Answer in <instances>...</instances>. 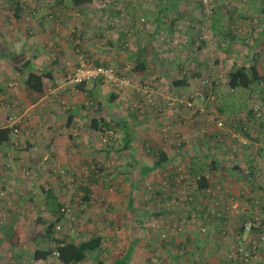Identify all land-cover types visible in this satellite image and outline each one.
Returning <instances> with one entry per match:
<instances>
[{
    "label": "crops",
    "instance_id": "crops-1",
    "mask_svg": "<svg viewBox=\"0 0 264 264\" xmlns=\"http://www.w3.org/2000/svg\"><path fill=\"white\" fill-rule=\"evenodd\" d=\"M46 1L50 4L49 0ZM119 1L91 0L81 5L80 9L74 7L81 16H90L88 28L83 27L82 17L78 18L77 28L73 27L80 32V38L68 33V30L60 38V34L52 32L53 26L45 16L31 18L28 23L31 33L25 24L30 16L21 12L16 17L12 10H9L11 15L6 16L11 24L4 32L0 30V44L4 45V50L0 51V124H7L12 115L18 114L21 123L18 145H0V182H8L16 196L19 188L27 194L25 208L20 209L16 203L15 211L33 217L36 209L35 215L40 211L41 216L49 218L51 212L46 203L52 198L47 199L44 192L34 194L33 189L34 183L40 184L47 177L46 167L59 164L77 167L81 162L97 161L102 166L101 174L85 177L79 182L83 184L81 188H88V198L77 197L75 200L74 195L65 194L57 185L51 187L56 202L67 207L66 212H61V228L56 237L80 240L98 231L111 242V246L119 247L123 252L129 250L127 264H145L142 255H148L150 250L161 252L170 263L174 260L179 264H264V240H257L259 233L238 232L243 216L254 213L264 216V51L259 46L264 45V0H231L227 12L214 10L202 19L197 1L157 0L148 6L139 1L133 2L132 6H128L129 3L125 5V1L121 6ZM65 3L66 0H53L52 5L57 7L53 12L58 14L63 11L64 14V11H69L64 8L67 7ZM112 3L117 6H111ZM60 4L63 10L58 7ZM41 5L38 11L48 7L44 2ZM124 8L143 14L152 24L151 29L145 32L133 29L132 39L138 42L128 49L119 44L120 38H123L120 31L115 38L118 45L115 44L113 34H107L102 20L106 16L103 15L105 11L123 12L124 15ZM183 17L193 26L205 21L211 34L223 37L225 46L230 42L224 50H211L214 69L233 67L232 57L238 53L231 51L230 46L239 40L241 45L237 50L241 48V61L234 65L253 63L262 76L258 84L250 90L239 91L238 98L230 100L231 104L247 103V106L243 105L244 112L240 109L230 112L225 107L222 113L214 116L224 122L222 137L217 141L213 138L216 129L208 119L200 121L207 131L201 138L193 135L195 131L191 126L194 123L189 122L191 117L187 126L170 120L172 110L167 107L165 97L169 94L180 96L186 93L183 90L198 85L197 80L206 76L204 67H209L202 63L203 59H208L207 53H204L205 44L201 43L203 41L195 48L185 44V48L176 53L171 49V58L164 59L159 47L162 40H171L174 35L180 34L185 35L181 37L182 41L189 38V27L180 26ZM195 37L196 34L193 39ZM245 37L248 41H244ZM177 42L183 44L179 39ZM75 44L80 49L76 46L72 50ZM196 48L197 56H190L194 55L190 51ZM136 52H142L143 73L132 71ZM13 53H21V61L10 59ZM78 53L89 64L113 63L116 69L130 74L135 81L152 77L153 81H149L158 84L166 93L159 99L160 111L152 112L140 106L132 112L127 105L135 98L129 93L130 88L113 91L116 96L110 100V86L100 81L83 83L82 86L64 85V89L56 94H45L47 87L55 90V87L63 85L64 75L77 63ZM22 61L26 64L23 65ZM225 62L229 65H224ZM26 70L49 72L50 77L42 75L43 87L40 91L26 86ZM179 79H185V84L175 85L173 80ZM87 98L93 105L85 104ZM227 101L224 99L218 104L227 106ZM253 106L258 107V117L253 115ZM92 117H101L116 124V130L107 143L101 144L94 138L96 129L89 126ZM163 121L169 123L166 125L167 134L159 132L158 127ZM176 132L185 137L180 145L173 144ZM154 148L162 150L166 160L152 167L153 157L149 153ZM5 160L13 161L12 170L5 167ZM21 166L31 169L23 174ZM192 166L203 168L201 173L206 187L196 186L189 172ZM51 181L56 182L54 179ZM161 183L167 184L165 190ZM150 188H153L152 192ZM160 188L162 193L158 190ZM74 205L76 207L71 208ZM186 212L195 213L197 221L191 223L189 219L184 233L166 240H160L157 230L148 223L153 216L160 220L166 214L179 216ZM213 214L219 217L215 218ZM69 218L72 219L69 221ZM17 222L21 224L22 217H18ZM68 222L72 225L69 226ZM172 223H161L158 230L164 231ZM48 242L43 239L39 245H47ZM249 242L257 247L246 259L240 254H234L232 258L224 256L238 246L248 247ZM54 243L51 241V244ZM179 247L185 248V251L180 253ZM6 249V257L12 264H64L53 253L44 259H34L31 251L24 246L7 245ZM91 251L86 252L77 263L69 264H115L113 253L109 250L101 247L95 249V254Z\"/></svg>",
    "mask_w": 264,
    "mask_h": 264
},
{
    "label": "rangeland",
    "instance_id": "rangeland-1",
    "mask_svg": "<svg viewBox=\"0 0 264 264\" xmlns=\"http://www.w3.org/2000/svg\"><path fill=\"white\" fill-rule=\"evenodd\" d=\"M17 1H18L19 5L21 4V7H22L21 12H23L22 14L24 15V13H25L26 16H30V19L29 20L26 19V21H25V24L27 26H29L28 23H29V21L31 20L32 17L45 16L47 19L49 18L48 22H50L52 24V26H53L52 32H54L56 34H60V38L61 37L63 38L66 35L65 32L67 30H68V33L70 32L72 35L74 34L75 37H79L80 36V32L79 31L73 30V27L74 26L76 27L78 18H80V17L83 18V19H81V22H83V24H82L83 27L88 28V24L90 22L89 21L90 20V16L83 17V16H81V14L78 11L76 12V9H74V7H72V8L69 7L67 5V3L69 4V0H66V3H65L67 5V7L64 6V8L68 9L69 11H66V12L64 11V14H63V11H61L62 13L60 12L58 14H56V12H53V11L57 10V7H54L52 5L53 0H49L50 4L46 0H17ZM108 1L113 2V1H116V0H108ZM125 1L127 2V3H125V5H127L129 3L128 6H132V4H134L133 2H136V1H139L140 4H142L143 6H148V4H152L153 2H157V0H120L119 3H121V6H122V3L125 2ZM180 1H182V0H180ZM192 1H194V2L197 1L198 5H199V8H198L199 9V14H200V17L202 19L203 18L202 16L209 15L214 10L218 11L219 13H220V11L227 12L228 8H230L229 7V2L231 0H209V2L212 4L211 5L212 7L210 9L211 11H209L207 8H205V6L203 5L201 0H192ZM42 2L47 3L48 7L47 8H41V10L38 11L37 10L38 6L42 7V5H41ZM199 2H200V4H199ZM112 4L113 5H111V6H113V7L117 6V5H114V3H112ZM7 5H9V2L7 0H5V2L3 4H1V6H0V27H1L0 30L3 29V32L5 31L6 27L11 24L10 23L11 22L10 19L6 18L7 15H11V13L9 11L11 9H7V7H6ZM58 7L61 8L62 4L58 5ZM71 9H73V10H71ZM62 10H63V7H62ZM123 10H126L125 13H128V14L124 13V15H125L124 16L123 12L122 13L121 12L117 13V12H112V11L111 12L110 11H108V12L105 11L103 13V15H106V16H103L102 20L104 21V23H103L104 26H105L104 30L107 31V34H109V35L113 34V37H114L113 41L115 40L114 41L115 44L118 45V43H117L115 38H117L118 34L121 33V37H123V38H120L119 44H120L121 47H123V49H128V48L134 47L133 46L134 42H138V40L132 39L133 29L136 30V31L137 30L138 31L142 30L141 32H145V31L151 29L152 24L149 21V19L145 18V16L143 14H137L136 12H133L132 9L128 10V9L124 8ZM139 16H142L144 18V20H143V22L141 24L138 23V17ZM113 17H116L118 19V21H117L116 24L110 25L109 22H107V20L110 21ZM186 21H187V18L183 17L182 21L180 22L181 28H182V25H184L185 27L188 26V23H186ZM95 24L97 25L98 22L95 23ZM164 25H166V24L164 23ZM164 25H162V27H164ZM194 26L199 28L198 35H196L195 39H193V37L195 36V34H197L196 32H193L194 34H193L192 38L189 36V38H187L185 41H182L183 39L181 40V37H183V36L185 37V35H181V34L180 35H174L171 40H168L169 38L168 39L165 38V40H162L163 43H161L159 45V47L161 48V50L163 52V55H164V59H165V57L166 58H168V57L171 58V49L173 50V53H176V51L178 52L179 50H182L183 48H185V44H187L188 42L190 43V41H191L190 44H192L191 48H194V46L196 47L201 41H203L201 43L205 44L204 45V47H205L204 48L205 49L204 53L205 54L207 53L208 59L207 60L203 59L202 63L207 65V66H209V67H204L205 68L204 69V73H206V75H210L211 77H214V78L218 76L219 72L221 73L220 76L217 77V78H219L218 79L219 83L215 87L216 95H215L214 100L206 101V102L204 100L203 101L193 100V107H191V108L181 107L180 105H177V106H174V105H170L169 106L168 105L167 106V107H169L170 110H172V112L169 113V114L172 113V115H171L172 119H170L171 122H172V120H176L175 121L176 123H178V124H182L183 123V124H185V126H187L188 125V121H189V119L191 117V121H189V122H193L194 123V125L191 126L192 128L194 127V131H195L193 135L196 138H201L202 137V133H201L202 129L205 128V126L203 124H200V121L202 120V118H205L206 120L208 119L209 122H210L214 118L215 115H218V114L222 113V111H223V109H225V107L230 112L235 111V109H240L239 111L242 112V110H243V112H244L245 111V108H244L245 106H243V105L247 106V103H242V104L241 103L240 104L233 103V104H231L232 101H230V100L232 98L234 99V97L238 96L239 93H240L239 91H242L244 89L235 88L232 91V89H229L226 86L225 81H226V72L229 69L228 67H227V69L223 68V67H220L219 70H216V69L213 68L215 63L213 62V58L211 56V50H218V51L219 50H224V49L228 48L227 45H229L230 42L228 44L226 43V46H225V41L224 40H222L223 43H224L223 46L217 44V43L221 42L220 37L217 36V35L215 37V35L211 34L209 32L210 31L209 26L207 27L206 24H205V21H203V20H202V22L197 23ZM247 28H251V27L247 26ZM28 29L30 30L29 33H31L32 29H31L30 26H29ZM109 29H111L113 31V33L108 32ZM111 30H109V31H111ZM123 30L128 32L127 35L125 34V31H123ZM166 30H162V32H165ZM119 31H120V33H119ZM251 35H252V31H251ZM83 36L84 35H82V38H86V37H83ZM136 36H137V34H136ZM178 39L184 45L183 44H178V42H177ZM209 39H210V41H209ZM82 40H85V39H82ZM156 40H157V43H158L159 40L158 39H156ZM124 41L127 42L126 45L123 44ZM244 41H248V38L245 37ZM215 44H217V45H215ZM240 45H241V42L238 40V41H234L232 46H230L231 47V51L234 52V50H236V52L238 53V54L233 55L234 57H232L234 64H237V63H239L241 61L240 60V58H241V53H240L241 50L240 49L241 48L239 50H237V48H239ZM76 46H77V44L72 45L71 49L75 50ZM259 46H260V49H263V51H264V45L263 44L262 45L259 44ZM146 47H148V46H146ZM76 48H79V47L77 46ZM1 50H4V45L0 44V51ZM195 52H198L197 48L195 50H193V51H190L191 54L192 53L194 54V55H190V56H192V57L193 56H197L198 53L195 55ZM188 59H190V57ZM105 63H108V62H105ZM109 64L114 66L113 63H109ZM234 64H233V66H234ZM224 65L227 66V65H229V63L225 62ZM68 70H70V69H68ZM117 70H118V73L127 76L131 82L134 81V79H132L130 77V74L125 73L123 70L120 71L118 68H117ZM146 79H148V81L149 80L153 81L152 77H150V76H148ZM197 82H198V85H195V87H193L191 89H195V88H199L200 87V83H199L200 82V78L197 80ZM152 84L157 90V95L155 96V100H154V104L153 105H149V104L145 103L144 101H142L140 98H136L137 93L135 94L134 89H132V86H127V88H130L129 91L130 90L131 91L129 93L130 94H134V96H135L134 99L138 100L140 102V106L143 109L146 108L147 110H151L152 112H158V111H160V106H161L160 105L161 103H160L159 99H161V96L164 97L166 95V93H163V88H160V86H157L158 84H155V82H153ZM63 86L64 85H62L61 87H57V92L58 91L60 92V90H63L64 89ZM49 87H51V86H49ZM188 89L187 90H183V91H186V93H187L189 90H191V89H189V90ZM45 92L44 93L47 94V95H50V93H51L48 90H46ZM168 96L173 97L171 94H169ZM51 97H52V95H51ZM236 98H238V97H236ZM224 99H228L227 106H225L223 103L222 104H218L220 101H222ZM85 104L88 105V106L93 105V103H91V99L90 98H87ZM156 107H159V109H154ZM222 107H224V108H222ZM198 108H202L203 110L199 111ZM128 110H131V109L128 108ZM173 112H175V114H173ZM187 115H189V116L186 118ZM167 124H169L167 121H165V122L163 121L162 125H160L158 127L159 128V132L161 134H164V133L167 134V126H166ZM87 133H89V132H87ZM102 133L103 132L100 131V130H95V132H93L94 138L97 140V142L99 141L101 144L107 143L108 140H110L112 138L113 134H114V132H112L109 137H106V139L102 140L101 137H100L102 135ZM176 133L177 134L174 137L173 144H175V143L176 144H182L185 141L184 140V138H185L184 135L181 134V133H178V132H176ZM205 133H206V131H205ZM96 140L94 141V143H96ZM18 143H19V141H18ZM18 143L16 145H18ZM11 161H8V162L6 160L4 161L5 167L6 168H10V170H12V168H13V167H11V165H12L11 163L13 161L12 162ZM84 163L85 162H81L77 167H69V166H65L64 164H59V167H62V169L64 170V174H62V175H59V174H57L56 172H54L52 170L53 167H57V166L46 167L45 172L47 173V175H46L47 177L40 184L34 183V185H33V189L35 190L34 194H38V192H40V194H41L42 191H40V188L45 189L46 185H48V188H51L53 185H57L58 186L57 188L59 190H62L65 194H71V196L74 195L73 197H75V200H76L77 197L80 198V195H82L83 193H82V188H79V187L83 186V184H81L79 182L80 181H84L85 177H93V176L97 177V175H100L101 172H102V170H99L97 172V170H94L95 166H93V170H94L93 172H97V173H96V175L95 174L91 175V174H89V171H88V169L86 167V164H84ZM22 168H23V166H21L20 169L22 170ZM25 169H27V168H24L22 171H25ZM22 173L23 174H27V171L26 172H22ZM65 173L67 175L71 176L72 180L70 182H63L62 177H63V175H65ZM51 179H54V181H56V182L51 181ZM5 186L6 187L4 189L5 190L4 196L0 199V264H12V262H10V260H8V258L6 257V253L8 252L7 249H6L7 245L2 239L3 230L5 228V225L8 223L6 221H7V219L13 217L12 218L13 222H17L18 217H22L21 224H23V226H25L27 228L30 225V223H31V218L32 217L29 214H23V213H21L22 214V216H21V214L18 213L19 211H15L16 208H17L16 207V203H18V207L20 209L25 208V204L27 202L26 201L27 194L26 193L23 194L22 191H20V190H23V188H19V190L15 189L16 191H18V192H16L17 196H18L17 197L16 194H14L15 191L12 189L11 185L8 182L7 183L5 182ZM146 186L148 187L149 184L146 185ZM16 188H18V186ZM110 192H112V191H110ZM145 193L148 194L147 191H145ZM75 205L71 206V208L72 207L73 208L76 207ZM38 208H40L39 205H38ZM70 210L72 211V209H70ZM11 211H13V212H11ZM36 212H37V210L35 209L34 213H33L34 214L33 217L35 216ZM39 213H40V211H39ZM15 214H17L18 216L15 215ZM46 216H47V214H46ZM252 216H256L257 218L260 219V216L256 215L255 213L252 214ZM164 217L165 218H162V219L159 220L158 219L159 217H157V216L154 217L153 216L148 221L150 226L151 227L153 226L157 230L158 237H160L159 236V232L161 230V229L158 230V228L160 227L159 224H161V223L164 224L165 222H168V224H170L171 222L177 223L181 219L180 215L179 216H175V215L166 214ZM50 218H51V216H50ZM70 219H72V218H69V221H70ZM170 219H171V221H170ZM143 220H144V218H143ZM155 221L157 222V225L155 224ZM55 224H60V227L58 229L55 228L56 232H58V230H60V228H61V223L60 222L59 223L56 222ZM68 224H69V226H71L72 222H68ZM187 228H188L187 222L184 221V225H182V227L177 231L176 235L179 236L180 234L184 233ZM168 237H169V235L166 236V238H168ZM41 245L45 246L46 244H41ZM178 249L180 250V253L185 251V248H182V247H179ZM91 252H92V254H95L96 251L92 250ZM143 253H144V251H143ZM150 257H151V259H150ZM142 259H143L145 264H151L152 262H154L156 260H161L162 264H167L168 263V259L165 258V256L163 254H161V252H158L157 250H150L148 255H146V253H145V255L143 254L142 255ZM171 263L172 264H179L178 261H174V260H172ZM192 264H195V262H192Z\"/></svg>",
    "mask_w": 264,
    "mask_h": 264
},
{
    "label": "trees",
    "instance_id": "trees-1",
    "mask_svg": "<svg viewBox=\"0 0 264 264\" xmlns=\"http://www.w3.org/2000/svg\"><path fill=\"white\" fill-rule=\"evenodd\" d=\"M7 1L9 2V5H7L6 7L8 9H11L13 15L17 17L18 14L21 13V9H22L21 4L19 5L17 0H7ZM90 1L91 0H69V4L67 3V5H69V7H71V8L75 7V8L80 9L81 5H84L85 3H88ZM4 2H5V0H0V6ZM199 4H200V2H199ZM192 20L195 21L194 19H192ZM189 23L191 24V22H189ZM188 27L191 29L190 34H189V36L191 38L194 34L193 32H196L197 33L196 35H198V32H199L198 27H195L192 24L186 26V28H188ZM219 37L221 39V43L223 46L224 45V43L222 41L223 37L222 36H219ZM190 43H191V41H190ZM190 43L188 42L187 44H189V46H190ZM194 48H195V46H194ZM140 51H142V50H140ZM21 55H22L21 53H13L10 56V59L19 62V61H21ZM141 56H142V52H136L135 57H134L135 60L133 62L134 64L132 66V71L134 73H143L144 72V61H143ZM21 63L23 65L26 64V62L24 63V61H22ZM104 63L105 62H97V64H104ZM194 74L197 76L200 75L199 72H194ZM220 74L221 73H218L219 76H220ZM42 75L50 77L48 71L34 72L32 70H26L24 72V81H25L26 86L29 87L30 89L34 90V91H40L43 87V84L41 81V79L43 77ZM219 76H217V77H219ZM205 77H211V76L206 75ZM217 77L211 78L213 80H211V83L209 85V88L214 93V95H216L215 87L218 84V79H219ZM261 79H262V76L259 73V71L257 70L255 64H253V63H249L248 65L239 64V65H234L233 67H231L230 69L227 70L225 83L229 89L241 88L244 90H250L251 87L255 84H258V82ZM173 81H174L175 85L180 86V85L185 84V79H179V80H173ZM78 85L82 86L83 82L78 83ZM195 89H197V88H195ZM199 89L204 94H206L207 88L204 87L201 83H200ZM113 91L118 92V91L112 90V92H110V94L108 96V98L110 100L116 96V93H114ZM134 92H135V90H134ZM135 94H136V92H135ZM136 96L139 98L138 95H136ZM193 100L202 101L203 99L202 98L199 99L197 97V98H194ZM129 109H131L132 112L136 111V108H129ZM115 125H116L115 123L112 124V123L107 122L106 120H102L101 117H99V118L92 117L89 120V126L90 127H93L96 130H100L102 132H104V130L106 128H109L111 130V133L115 132V130H116ZM11 128H12L11 125L8 126L7 124H0V145L7 144V143L11 144L9 141ZM205 131H206V128L202 129V132H201L202 137L206 135ZM104 133H102V134L105 137H109L111 135V133L110 134H107V133L104 134ZM213 138H214V135H213ZM216 141H217V139H216ZM175 145H180V144L175 143ZM149 155L153 157L152 167L158 166L166 160L165 153L160 149L154 148L153 150L150 151ZM86 163H87L86 167L89 171V174H91V175H94V174L96 175V173L99 170H102V166L100 163H96V162L90 163V161H88ZM93 166H95L94 170H97V172H93L94 171ZM24 168H27V169H25V171H22ZM29 169H31V168L23 166L21 171L22 172H26V171L28 172ZM202 170H203V168L197 167V166H192L189 168L190 174H192L195 182L197 183L196 186L200 187V188L206 187L205 186L206 183H205L203 175L201 173ZM165 186L167 187L166 183H161V187L164 188L163 190H165ZM5 187H6L5 183L0 182V189H5ZM79 188H81V187H79ZM87 189L88 188H86V186H84L82 188L83 194L80 195V197H83L85 199L88 198ZM148 189H149V187H148ZM152 189L153 188H150L151 192H152ZM158 190H161V193H162L161 188ZM40 191L45 193V196L47 199H50V197L52 198L51 200H47L48 203H46V205H47L46 207L48 208L49 212H51V215H50L51 218L50 217L45 218L38 213L34 217L31 218V223L27 228L18 222H13L12 219L9 221L7 219L8 223L5 225V228L3 230V236H2V239L6 243V245H9L11 247H22V246H24L31 251V257L34 259H44L48 255H50L53 250H56L57 251L56 256H57L58 260L64 264L77 263L78 261H80L82 258L85 257L86 252L103 247L105 250H109L111 253H113V259H114L115 264H127L126 259L128 258L129 250H126L123 252V250L121 248H119V247L116 248L115 246H111V242L106 240V238L102 237L98 231L93 232V233L85 236L84 238H82L80 240L71 239V238H67V237H63V236L62 237H56L55 234L57 232L55 229V223L60 222L59 218H60L61 212H66L67 207H65V205L63 206L60 203L56 202V200L53 198L51 188H48V187H45V189L40 188ZM153 192H155V190H153ZM182 192H184V190ZM158 193H160V192H158ZM186 197H187V195H185V198ZM11 212H13V211H11ZM257 215L260 216V219L257 218L256 216H252V214H249L247 216L246 215L243 216V218L240 219V222L238 225V228H239L238 232L240 233L242 231H245V232L254 231V234L259 233L257 235V238H258L257 240L259 241V240H264V235H263L262 239H260L258 237L261 233L264 232V216H262V214H257ZM212 216L215 218L219 217L217 214H213ZM180 217L183 218L184 221L187 223H188L189 219H190V222L192 221L191 223H195L197 221V215L195 213L191 214V212L183 213L180 215ZM254 217H255V219H254ZM191 218H193V219H191ZM249 219H254L256 221V224L252 225L249 229H245L243 227V222L246 220H249ZM58 225L60 227V224H58ZM183 225H184V223H183ZM177 231L174 234L169 235V237L175 236ZM166 236H168V234ZM166 236L162 237V238L159 237V239L160 240H166V239H168V238H166ZM43 239H46L49 241L48 244L45 246L39 245L40 240H43ZM51 241H55L56 243L51 244ZM253 244L254 243L249 242L248 247H245V246L239 247L238 246V248H240V250H238V248L233 250V255L230 258H232L234 256V254H238V255L240 254L243 259H246L250 255V252L252 251V249L257 247L255 244H254L255 247H252ZM244 252H245V254H243ZM167 264H172V263H170L168 261Z\"/></svg>",
    "mask_w": 264,
    "mask_h": 264
},
{
    "label": "built area",
    "instance_id": "built-area-1",
    "mask_svg": "<svg viewBox=\"0 0 264 264\" xmlns=\"http://www.w3.org/2000/svg\"><path fill=\"white\" fill-rule=\"evenodd\" d=\"M205 8H207L210 11L211 3L209 0H201ZM144 18L142 16L138 17V23L141 24L143 22ZM118 19L116 17H113L109 22L110 25L116 24ZM188 25H191L188 21H186ZM125 31V30H123ZM128 32L125 31V34L127 35ZM210 41V39H209ZM216 43V42H215ZM124 45L127 44L126 41L123 42ZM222 45V43H217ZM216 45V44H215ZM219 76V75H218ZM211 78L214 77H204L200 79V83L207 88L206 94H204L199 88L197 89H191L187 93L180 95V96H166L165 99L167 100V105H180L181 107H186V108H191L193 107V99L194 98H202L205 102L206 101H211L214 100L215 95L214 93L210 90L209 85L211 83ZM105 82L107 83L112 90L119 91L125 89L127 86H132V88L135 90L139 98L144 101L145 103L149 105L154 104L155 96L157 95V90L153 86V84L148 81V80H134L131 82L129 78L123 74L118 73L117 69L109 64V63H104V64H89L86 62L85 58L82 56L81 53H78L77 56V63L72 66L70 70H68L63 78V85H76L78 83H87V82ZM47 90L50 91L51 93L57 92V87H55V90L53 88H48ZM202 100V101H203ZM128 108H140V102L138 100H131L128 104ZM154 109H159V107H156ZM199 111H202V108H198ZM260 114L258 107L253 106V115L254 117H258ZM243 116V115H242ZM211 122L214 125V138L215 139H220L222 137V132L224 130V122L222 119L219 118H213ZM21 123V117L20 115H12L11 118L9 119V122L7 123L8 126L11 125V131H10V136H9V141L12 144V146L16 145L18 143V134H19V126ZM105 133L110 134L111 130L109 128H106L104 130ZM103 132V133H104ZM104 133V134H105ZM101 139L104 140L106 137L102 134ZM85 167V166H84ZM52 170L56 172L59 175L64 174V170L62 167H53ZM63 182H70L72 180L70 175H63L62 177ZM45 187H48L46 185ZM183 191V190H181ZM4 189H0V199L4 196ZM193 219V218H191ZM255 219V217H254ZM254 219H249L243 222V227L245 229H249L252 225L256 224V221ZM184 219L181 218L177 223H173L171 225H167L168 228L166 230L159 232V236L165 237L167 234L171 235L174 234L177 230L180 229V227L183 225ZM55 228H59L58 224H55ZM264 232L261 233L258 237L260 239L263 238ZM252 247H255L254 244ZM240 250V248H238ZM52 253L54 255H57V251L53 250ZM245 254V252L243 253ZM233 255V252H227L224 254L226 258H229ZM151 259V257H150ZM151 264H162L161 260H156L152 262Z\"/></svg>",
    "mask_w": 264,
    "mask_h": 264
}]
</instances>
